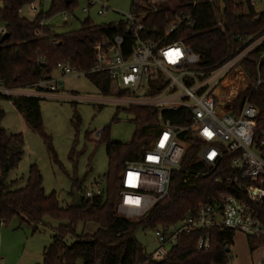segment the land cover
Wrapping results in <instances>:
<instances>
[{"label": "trees", "instance_id": "trees-1", "mask_svg": "<svg viewBox=\"0 0 264 264\" xmlns=\"http://www.w3.org/2000/svg\"><path fill=\"white\" fill-rule=\"evenodd\" d=\"M0 26L8 36L3 39L0 34V85L8 88H21L33 85L42 79L52 78L59 62L69 64L74 69L88 71L94 63V45L103 37L128 33L123 21L97 25L85 19L80 28L57 34L52 31L45 20L62 9L73 10L76 0H52L49 8L39 12L33 20L22 17L23 6L34 0H0ZM175 1V7L167 5ZM155 4L140 7L147 11L146 26L163 31L176 14H190L192 22H183L170 35V40H181L200 58V65L213 68L224 61L234 51L238 34H249L258 30L261 25L250 16H237V9L231 0H225V15L219 12L215 4L201 1L192 7L191 0H154ZM156 7V11L152 8ZM218 19L224 21L218 25ZM132 34V33H131ZM258 50L253 51L243 61L248 78L256 82L258 77L264 80V63L257 66ZM104 93L111 91V80L105 73L87 74ZM123 94V93H122ZM12 100L16 109L26 122L48 143L40 106L41 98L37 97H4ZM249 100L258 111L254 121L256 137L264 129V83L257 88L248 86L240 92L229 106L235 112ZM127 111L134 115L137 129L133 138L127 143L111 141L100 133L101 142L106 143L109 159V170L104 176L103 194L93 199L82 196V205L74 202L61 206L56 192L46 193L43 176L36 164L29 168L24 187L14 189L16 181L7 182L9 170L16 168L24 155V139L21 134H9L0 127V219L4 224L18 220V226L27 224L37 230V224L49 217L60 224L53 236V242L44 250L43 260L38 264H228L229 252L234 244L236 230L214 227L209 231L210 247L197 249V241L204 230H195L182 234L168 255L162 260H155L144 250L136 239L135 233L140 228L163 227L178 224L197 206L219 199L223 195L241 196L233 179L234 169L231 166L233 155L226 156L214 169L197 158L200 147L195 137H189L191 143L186 149L180 168L172 173L169 192L158 201L151 210L139 219H128L116 211V203L122 189L121 176L126 161L140 160L152 142L156 128L152 125L159 114L148 106H129ZM2 112L0 111V117ZM163 117L174 124L183 126L189 121L188 111L163 112ZM104 135V136H103ZM264 153V146L260 147ZM202 171L195 176L191 171ZM81 184L76 182L75 189L80 191ZM259 217L264 223V204L257 207ZM96 223L98 229L92 234L78 233L79 225ZM68 236L74 237L71 245L66 244ZM252 245L264 244V239L248 238ZM229 249V251H227Z\"/></svg>", "mask_w": 264, "mask_h": 264}, {"label": "built area", "instance_id": "built-area-1", "mask_svg": "<svg viewBox=\"0 0 264 264\" xmlns=\"http://www.w3.org/2000/svg\"><path fill=\"white\" fill-rule=\"evenodd\" d=\"M34 0L30 9L38 11ZM51 3L52 0H40ZM70 1V0H68ZM109 0H87L82 9L88 13L99 6L98 14L111 10ZM201 1L215 4L225 15V0H191L192 7ZM237 16H250L261 27L249 34L235 36L237 45L227 59L209 69L200 65L199 55L181 40H170L171 33L183 22L191 23V15L176 14L169 25L160 31L146 26L147 11L140 7L155 4L154 0H133L132 9L123 21L131 33H120L103 37L94 45V63L90 70L74 69L59 62L56 70L63 77L70 74L87 75L105 73L111 80V89L117 93L114 99L123 107H152L159 118L152 123L156 128L154 138L140 160L126 161L121 176L122 189L116 211L128 219H139L165 198L169 192L172 173L180 168V162L190 146L189 137H195L200 147L197 158L214 170L222 160L233 155L231 166L233 179L241 196L223 195L209 203L197 206L178 224L160 227L157 232L159 247L152 258L164 259L182 234L204 230L197 241L198 250L210 247V229L214 227L234 229L247 236L264 239V223L257 207L264 204V135L256 137L254 121L258 111L248 99L238 112L229 104L248 86L257 88L264 83L261 77L252 82L246 74L243 61L258 50L257 66L264 63V0H231ZM69 4V3H68ZM47 9H43L42 12ZM157 8H152L156 11ZM66 18L65 9L61 12ZM224 21L218 19V25ZM0 27V34H4ZM242 82L236 90L229 85V75ZM233 82V80H231ZM59 80L53 77L21 88L0 85V98L37 97L44 98L59 89ZM232 90L222 101L221 96ZM123 93V94H122ZM184 108L189 114V123L179 126L163 117V112ZM195 176L202 171H191ZM104 177L91 182L84 190V198L93 199L103 194ZM256 264H264L262 256Z\"/></svg>", "mask_w": 264, "mask_h": 264}, {"label": "rangeland", "instance_id": "rangeland-1", "mask_svg": "<svg viewBox=\"0 0 264 264\" xmlns=\"http://www.w3.org/2000/svg\"><path fill=\"white\" fill-rule=\"evenodd\" d=\"M132 1L109 0L111 10L99 15V6L84 13L82 9L87 6V0H76L73 10L65 9L66 18L61 13L62 9L45 22L57 34L80 28L87 18L97 25L118 22L130 13ZM35 5L37 12L26 4L21 9V16L33 20L44 8L48 9L50 3L38 0ZM167 5L174 8L176 4L173 1ZM2 6L0 1V8ZM52 77L59 80L58 91L40 100L43 128L49 136V143L26 122L13 101L6 98H0V127L9 134L19 133L24 139V155L18 166L8 171L7 182L16 181L14 189L24 187L30 166L36 164L42 173L46 193L56 192L60 205L64 207L74 202L76 182L81 184L79 193L84 196V190L90 187L91 182L103 178L109 170L107 147L106 143L101 142L100 133L105 129L104 135L111 141L127 143L133 138L137 124L134 115L114 100L117 98L114 89L104 94L87 75L70 74L63 77L55 70ZM227 81L229 85L234 83V90L242 86L233 73H230ZM226 90L221 96L222 101L232 89L228 87ZM261 134L264 135V129ZM60 224L66 222H56L47 217L37 224L34 232L33 226L24 224L19 227L17 219L9 224H4L0 219V264L41 263L43 252L53 242ZM97 229L96 223H89L79 225L77 231L92 234ZM159 230L160 227L140 228L135 233L149 255H154L159 247ZM248 238L243 232H236L228 264H256L262 257L264 244L252 247ZM73 242L74 237L68 236L66 244ZM77 264L84 263L79 260Z\"/></svg>", "mask_w": 264, "mask_h": 264}, {"label": "water", "instance_id": "water-1", "mask_svg": "<svg viewBox=\"0 0 264 264\" xmlns=\"http://www.w3.org/2000/svg\"><path fill=\"white\" fill-rule=\"evenodd\" d=\"M70 1H67V4L69 3ZM8 36V33L5 32L4 35H3V39L6 38ZM5 169L7 171H9V167L8 165H6ZM73 196H74V205L75 206H81L82 205V196L81 194L79 193V191L77 189H74L73 191ZM227 251H229V249H227Z\"/></svg>", "mask_w": 264, "mask_h": 264}, {"label": "crops", "instance_id": "crops-1", "mask_svg": "<svg viewBox=\"0 0 264 264\" xmlns=\"http://www.w3.org/2000/svg\"><path fill=\"white\" fill-rule=\"evenodd\" d=\"M0 170H1V166H0ZM263 255H264V254H263ZM263 255H262V256H263Z\"/></svg>", "mask_w": 264, "mask_h": 264}]
</instances>
